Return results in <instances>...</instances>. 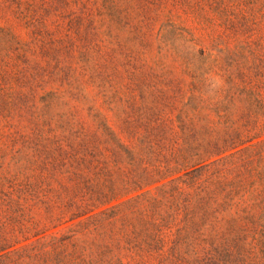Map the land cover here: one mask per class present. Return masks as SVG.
Masks as SVG:
<instances>
[{
    "label": "trees",
    "instance_id": "obj_1",
    "mask_svg": "<svg viewBox=\"0 0 264 264\" xmlns=\"http://www.w3.org/2000/svg\"><path fill=\"white\" fill-rule=\"evenodd\" d=\"M238 1L0 0V264H264V1Z\"/></svg>",
    "mask_w": 264,
    "mask_h": 264
},
{
    "label": "rangeland",
    "instance_id": "obj_2",
    "mask_svg": "<svg viewBox=\"0 0 264 264\" xmlns=\"http://www.w3.org/2000/svg\"><path fill=\"white\" fill-rule=\"evenodd\" d=\"M250 0H239L238 2L239 3H246ZM255 1H258V2H263L264 0H255ZM245 7L244 6H241L238 8L239 11L241 10H244ZM211 15H214V13L211 12ZM176 23H183L184 25H186L188 28L192 29L194 31L195 34L199 35L200 32H201V28L199 26L196 25V23L193 22L192 19H189L187 17H183L182 19H177V18H173ZM8 19L7 18H3L1 15H0V25H8ZM110 122L113 126H115V123H114V120L110 117Z\"/></svg>",
    "mask_w": 264,
    "mask_h": 264
}]
</instances>
